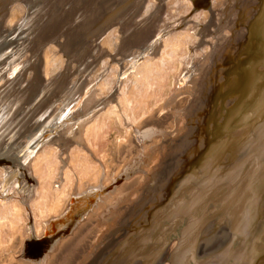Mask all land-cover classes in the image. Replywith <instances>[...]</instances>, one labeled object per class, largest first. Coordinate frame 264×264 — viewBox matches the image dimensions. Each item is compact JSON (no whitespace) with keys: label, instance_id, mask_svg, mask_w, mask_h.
<instances>
[{"label":"bare ground","instance_id":"bare-ground-1","mask_svg":"<svg viewBox=\"0 0 264 264\" xmlns=\"http://www.w3.org/2000/svg\"><path fill=\"white\" fill-rule=\"evenodd\" d=\"M1 1H3V0H0V2ZM125 1H130V0H125ZM125 1H124V3H125ZM157 1L150 3L149 7L148 8L145 7L144 10L141 12H143V14H147L148 12L150 14H157V16L160 17L161 16V15L159 16L160 9H158L159 6L156 5L158 3ZM159 1H161V0H159ZM226 1L224 2L223 5H221V7L217 11L215 17H212V14H215V13H212V14L210 13L208 15V17L203 20L204 24L202 26H195V27L193 26L192 27L194 34H196L197 38H199L198 40H202L205 35L211 33L212 31L215 32L220 27H222V28L227 27L228 28L230 26L229 22L232 20L231 15H230L231 10L229 11L230 6L232 4H235L237 6L239 0H235L234 3H232L231 0H226ZM208 2H209V0H194V2L192 1L193 5L195 7H200V6L205 7L208 4ZM176 3L177 2L175 1V3H173V5H175ZM170 5H172V3ZM1 7L2 6L0 5V8ZM20 7L22 8V10L24 9V6H22V5L13 7L15 9V11H11V14H12L11 18L12 19H16V18L19 19L21 17V15L18 13V11L21 10V9H19ZM48 8L49 7L47 5L46 6H40V8L38 9L37 12L31 13L28 16V18L30 19L29 20L30 23L33 22L34 19H36L32 23V25H34V29L30 31V33H31L30 34L31 35L30 40L34 41V44H33L34 48H32V50H31L32 59L30 62H31V66L34 67V69L37 68L40 54H41L42 50L44 49L41 46V44L43 43V45H47V43H49V44L51 43V44L58 45V43H56L53 39L58 34H64V32L67 31L68 29L70 30V27H69L70 22L66 19H68V16L70 15V13H72V10L65 17H63V16L61 17L59 14H60L61 10L65 9L63 4H61L59 6V8H56V9H54L53 7H50L49 9ZM22 10L19 12L23 13ZM103 11L104 10H102V7H99V8H97V10H94L93 14L87 17V23H89L90 26L96 25V22H100L103 19V18H100L101 17L100 15ZM130 11H131V9L128 8V13ZM137 12H138V17H139V9H137ZM174 14L175 15H173V14L170 15L169 18L170 19L175 18L177 13H174ZM193 14H195V13H193ZM8 15L9 14H6L3 17L2 22H1L2 24L5 21L7 22V19L5 17L6 16L8 17ZM239 16H240L239 17V20H240L241 19V12H240ZM163 17L165 18V14ZM236 17H238V15ZM0 18H2V15H0ZM214 18H216L215 21H214ZM239 20L237 21L238 24H239ZM134 22H130L131 24L127 23L123 26L120 24V26L117 29L118 32L119 31L123 32V34L125 32L127 33L124 36L125 45H126V41H127V43L133 41V44H130L133 47L130 46L131 48L129 49L127 54H125L126 55L125 56V58H126L125 63H123L122 66L120 67V68H125L128 70L133 69L136 65V62L139 61L137 63L139 65H140V63H142L141 60L144 57L141 55L144 52H150L151 55H158V51H160L159 47H161V41L163 40L167 31L170 29V25H165V24L160 25V24H158V22H159L158 20L156 21V23L154 21V24L152 25V27L145 30V32H147V33H146V35H144L145 37H143V38H147L150 36V33H151L152 36L146 41L149 43L147 45H143V44L140 45V43H142L143 38L137 33L139 31V28L138 29L136 28L137 23H134ZM83 25H84V23H83ZM115 27H117V26H115ZM130 30H134V31L132 32ZM152 30L154 31L153 33H152ZM187 30H189V29H187ZM239 30H240V28H239ZM109 31H111V30H109ZM69 33H72V32L69 31ZM238 33H239V31H236L235 27H232V30L230 29V31L227 33L228 35L226 34V36H229V38H230L229 40H232V39L234 40L236 38V36L238 35ZM218 35H220V33ZM116 38H118V37H116ZM212 38H213V40L211 39L212 41L210 42L211 45H210V51H208V55L214 54L217 47L220 46L219 45V37L217 35L213 34ZM222 39H225V38H222ZM114 40H116V39H114ZM51 41L54 43H52ZM70 41H72V40H70ZM81 41H82V39L79 41L80 46L72 45V47H69V49H71V51L72 50L74 51V49L76 47L81 48V45L87 44L86 39L84 42H81ZM119 41H120V39H119ZM116 42H117V40H116ZM116 42L110 41V39L108 37L105 39L103 38V41H101V43H100L101 51L99 50V53H96V54L93 53L91 56L84 57V58L78 57L76 60H73V61H75L74 66L76 67V69L73 71L79 72V71L84 70L86 72V74L88 72H91L92 81H95L94 82L95 84H99V83H97L100 81L98 79L99 73L98 72L96 73V71H97V69L100 70V67L96 68L97 63L91 64V62H92V60L99 58L102 54H104V55H105V53L109 54L111 51H114V49L116 47L118 48V46H116V45H118ZM67 45H69V43ZM67 45L64 47L65 49H63L61 52L66 57V59H64V58L61 59L59 57L55 58L53 56H51V58L48 59V57H47L46 63L44 64L45 65V69H44L45 70V78H43L42 81L40 82V84H38L39 87L37 86V89H39L40 87L42 88L44 85H47L48 82H50L51 79L54 78L59 73V75L56 76V80H55V81H57L56 87L58 86L57 89H59L57 91V93H62L63 90H64L65 94L67 92L71 93V96L67 97V95H66V98H67V100L72 101L71 102L72 104L70 106L65 107L66 112L64 113V116L62 115L64 118L62 116H60V118H62V120H64L65 124H67V122L70 121L69 127H63L62 126V131L60 133H58L55 137H53L56 139L54 141V143H58L59 146H61L60 147L61 149H64L65 146H68L73 141L78 140L77 139L79 136L78 131L81 130V127L84 126V124L86 125V123L88 122V119L90 117H92V115L94 113H98L97 110L101 108L100 106L104 105V103L108 99L114 100L113 97L115 96V94L112 93L111 95L105 97L107 93L105 94L103 92H101L98 97L93 96V93H90L89 92L90 90L87 89L91 85L89 84L90 85L89 87L86 85L92 81H89L88 83H86L84 85L82 84L83 86L80 87L78 82L80 81V79L82 77L81 78L80 77H74V75L71 76L72 72L70 73L71 78L69 79V77H68L69 69H67V64H68L67 54L70 53V51L66 50ZM221 45H223V44H221ZM251 47H252V44H250L249 48H251ZM0 48H1V44H0ZM125 48H127V47H125ZM128 48H129V45H128ZM165 48L162 51V53L160 52L161 56L164 54ZM57 49H59V47H57ZM88 49L89 48H87V50ZM90 49H91V47H90ZM49 50H50V46L45 48L46 55L48 54L47 56L50 55ZM82 50L83 49H81L80 51H82ZM123 52H125V51H123ZM74 54H77V53L74 51ZM74 54L72 56H74ZM217 54H218V52H217ZM170 55H171V53H170ZM118 57H117V59H118ZM115 58H116V56H115ZM101 59L103 61V58H101ZM63 61L66 62V64H65L66 66H64V67L62 65ZM119 61H120V59H119ZM121 63H122V61H121ZM209 63L211 64V62H209ZM94 65H95V68L92 71H90L92 69L91 66H94ZM124 65L126 67H124ZM104 69H105V67H104ZM145 72H146V70L144 71V73ZM116 75L117 74H115V76ZM104 76L105 75H103V77ZM128 76L129 75H127V77ZM100 77H101V75H100ZM109 77H110V75H109ZM127 77H126V79H127ZM11 78L15 79L14 76ZM116 78H114V79H116ZM198 80H199V83L197 84V88L194 90V92L193 91L192 92H193V94L198 92V94L200 96V94H202V92H203V87H201V86L199 87L200 83L203 84V79H202L201 74L198 76ZM86 81H88V80H85V82ZM122 82H123V80H122ZM113 83L115 84V82H113ZM129 83H131V82H129ZM95 84H93V86ZM86 86H87V88H86ZM122 86H124V85H122ZM133 87H135V86H133ZM100 88H102V87L100 86ZM93 89H94V87H93ZM96 89H98V88L96 87ZM4 91H6L4 88H0L1 99H3ZM118 92L120 93V91H118ZM193 94L190 96L191 99H190L189 103L185 102L186 104L182 103L178 106V108H179L178 110H180V112L183 113V111L188 109V107L190 106V104L192 102ZM120 95H122V94H120ZM124 99H123V101H124ZM140 99H142V97H140ZM17 101H16V103H17ZM263 103H264V98L263 99L260 98L258 100H255L253 102V104L251 105V111H249L248 114L252 118L250 117L247 120V122L245 123L244 127L241 128V130L244 134H243L241 142H240L241 143L240 144V150H241L240 157L236 160V162H233L231 165H225L224 164L223 161L225 159L224 160L221 159V157L219 155V153H221V152L218 153V150H217L221 144L220 135L223 131V128L227 127L228 124H230V123L218 124L219 128L215 129V131L213 132L215 134L214 140L210 141L208 139L206 141V145L210 144V146H211L215 143V146H213L211 149H209L210 148V146H209V148H207V150L205 152H203L204 154L203 153L200 154L191 163V165H189V167H187L186 169H185V167L181 168V166H179L178 168H180V169L176 168L174 171H172V173H170V171L167 170L168 165L171 162L170 160L173 159L174 164H176L178 161V155L182 153V152L179 153V151L176 152L175 150L177 147H179V146L181 147V145H183V143H184V142H182V139L184 138V135H185V129L182 127L183 125L182 126L180 125L181 127L178 126L179 128L176 125L173 127H172V125H170V127L168 128L169 129L168 133L163 134V135H161V137H159L158 143H157V145L154 146V148H152V150L150 151L151 153L146 154V157L141 156V157H139V159H137L131 163L132 167L136 166V168H142L146 172L142 176H138L136 179V181L141 182V186L139 187L140 191L139 190H138V192L136 191L137 193L135 194V196L133 198H130L131 201H129V202L130 203L132 202V204L129 206V208H126L123 210L122 221L125 218H126V220L129 221L130 217L135 216L136 212H139V214H140V212L142 211V213L139 215V221L141 219L144 222L145 218H147L145 223H148V224L147 225L140 224L136 229H134V235L124 244V246L122 248L117 250L115 253H113L111 255V257H109L106 264H143V263H145V264H149V263L150 264H159V262H160V264H264V231L261 230L260 232H258L260 225L264 224V220H263L264 219V217H263L264 216V207H263L264 201H263L262 206H261L263 208L259 212L258 217L255 215L254 206H253V203L255 200L254 199L255 193L260 191V190H261L262 194L264 192V173L262 175H260V172H259V165H260V167L264 166V165H262V164H264V110L262 112H260L261 114L254 117V115L256 114V111H258L260 109V107L263 106ZM133 104H134V101H133ZM180 106H181V108H180ZM19 108H21V107H17L14 105L12 107L10 106L9 110H5V106L2 108L0 105V134L5 135L4 138H2L0 136L1 137L0 140H2L3 143L8 144V143L14 142V141L18 140L20 137L24 136V137H28L27 139L31 143H34L36 141L37 142L44 141L40 136L41 130H39L40 125H44V123H45L44 120L43 121L35 120L29 127H26V124L29 123V121H31L33 116L35 117L37 112L34 115L35 112H34V107H33L30 111L28 109L24 110V112L22 113V116L18 115V117H15L14 114L18 112ZM100 110H98V111H100ZM246 111H248V108ZM108 112H110V111L108 110ZM113 112H116V111L114 110ZM108 115H109V113H108ZM93 117H94V115H93ZM234 117L235 116L233 115L231 118H229L230 120L227 122L233 123L232 120L236 119V117L235 118ZM120 118H121V116H120ZM22 119H24L25 121L22 122L21 121ZM116 121H117V119H116ZM187 121L188 120L186 119V122ZM20 122H21V125H20ZM152 122H153L152 127L159 128L161 125V122L159 121V119L154 120ZM49 123H51V121ZM66 128H68V129H66ZM107 128H108V126H107ZM104 134H107V133H104ZM100 137H101V135H100ZM100 137H98V138L100 139ZM212 141H213V144H211ZM224 142H225V146L227 147L228 140L226 141V139H224ZM3 143H2V146H3ZM235 146L237 147V145H235ZM236 150H238V147ZM33 151L23 155V157H22L24 159L23 162L26 161L27 159L29 160V158L31 156H33V153H34ZM61 153H62V151H61ZM252 153H255L256 156H251ZM155 154L157 156L156 161L154 163H151L152 156ZM38 155H40V154H38ZM64 155H66V154H64ZM99 155H101V154H99ZM36 157H38V156H36ZM226 157H227V155H226ZM251 157H254V158L251 159ZM45 158H47V157H45ZM61 158H63V157H61ZM180 161L181 160H179V162ZM40 162H41V160H40ZM29 163H31V162H29ZM36 163H38V162H36ZM42 163L44 165L45 162L42 161ZM55 163L57 164V162H55ZM55 163H54V165H56ZM60 164H59V166H60ZM157 166H158V168L156 170ZM32 167H34V166H32ZM129 167H131V165ZM145 167H146V169H145ZM177 169H178V171H177ZM182 169H184V170H182ZM66 170L67 169H65V171ZM63 171H64V169H63ZM156 172H157V174L154 175ZM5 173H7V172H5ZM5 173L3 174V180L1 181L2 183L0 184L1 191L2 190L8 191L9 189L18 186L20 189L24 190V193L27 192V189L29 186V185L27 186V184H26L27 180L23 184L20 180H18L16 182V183H18V185L17 184L12 185L10 183L7 184ZM38 174H39V172H38ZM43 174H44V172H43ZM7 175H8V173H7ZM13 175L17 176V179H18V177H20V174L18 172H16V173L14 172ZM0 176H2V174H0ZM43 176H45V175H43ZM46 178H48V177H46ZM87 178H90V177L88 176ZM242 178H246V179H248V181L242 189L244 194H245V197H244L243 202H242L244 205L242 207L243 210H242V214L240 215L239 220H237L235 222V223H237V226L229 225L226 233L219 234L218 238L209 242L212 244H209V243L205 244L204 243V244L198 245V242H199L198 241L196 244H197L199 249L196 248L197 246H193L195 241L197 240V237L201 233L204 234L207 229L211 228L212 224L208 223V221L213 220V222H215V220L218 218L217 216H215V212H212V211H211L210 216L204 215V208H205L204 203H205L207 196L208 197L211 195H215L214 197H217V195L219 196L220 193L223 192L222 186L226 187L225 188L226 191L229 189L235 188L237 183ZM55 180H57V179H55ZM83 180H85V179H83ZM136 181L135 182L133 181L132 183H129V184H125L122 187V191L125 192L127 190V188L132 187V185L135 184ZM149 181H151L150 182L151 184L153 182H155L154 183L155 185L153 184L154 185L153 190H151L152 186L150 188L148 186ZM63 182H65V181H63ZM169 182H171V183H169ZM167 184H169V187H166L163 189V187ZM213 184H215V185L209 191H208V189L206 191V188L211 187ZM218 184H220V186ZM91 185H93V184H91ZM40 186H42V185H40ZM81 186L79 187V189L81 188ZM37 188H36V190H37ZM162 190H164V191H162ZM97 192L98 191L88 192L86 194V196H83L82 199H80L76 202L72 200L73 203H72L71 207L69 208L70 210L68 209L69 213L67 214V216L58 222L51 223V225H50V232L51 233L44 235V237L41 240L36 241L35 238L33 237L34 235L31 234V237L29 238V242L25 244L24 250H22L23 251L22 255L24 257L28 258L30 261H34L35 257L42 252L43 248H45L46 246L47 247L51 246L54 243V241H55L54 238L61 232V231L58 232L57 226L60 225L61 223H64V225L68 228L71 225V223L75 221L77 215L80 214L81 211L84 210L85 207L87 205H89V203L94 199ZM189 192H192L190 196H189ZM225 192H224V195L222 196L223 197L222 199L219 197L218 198L220 201H223L226 199L232 201V205L229 208L230 211H228L229 213H232V216L230 217L231 222H232L233 219H235V217H236L234 215L235 211H236L235 210L236 205L234 206V204H235V202L238 203V200L236 197V201H235V198L232 195L226 194ZM29 193H31V192H29ZM150 194H153V197L151 198V200L148 203H146L147 202L146 199H148L150 197ZM65 196H66V194H65ZM107 196H109V195H107ZM10 197H12V196H10ZM10 197H8V198H10ZM15 197H16V194H15ZM1 198H2V195H1ZM109 198H110V196H109ZM118 198H119V196H118ZM126 198H128V196ZM45 200H47V199H45ZM263 200H264V195H263ZM10 201H13V199ZM103 201L106 202L108 200H106V201L103 200ZM157 203L158 204L162 203V204L159 205L160 206L159 207ZM111 205H113V204H111ZM10 206L12 207L13 205H10ZM33 207H35V206H33ZM49 207H51L50 204H49ZM66 207H67V205H66ZM36 208H38V207H36ZM46 209L47 208H45V211H46ZM152 209H153V211H152ZM105 211H107V210H105ZM150 211H152L151 214H149ZM96 214H97V212H96ZM96 214H94V215H96ZM101 214H103L102 211L99 215H101ZM42 216L44 217V215H42ZM213 216H215V217L213 218ZM36 217H38V216H36ZM14 218H15V216H14ZM18 218H20V217H18ZM87 219H88V216H87ZM15 220H13V221H15ZM17 220H16V222H18L20 219L18 221ZM3 221L4 220H2V223H3ZM9 223H11V222H9ZM12 225H13V223H12ZM89 228H92V227L89 226ZM1 229H2V227H1ZM13 229H15V228H13ZM75 231H77V230H75ZM28 232H30V231H28ZM90 232H92V231H90ZM15 233H17V232H15ZM72 233H74V232H72ZM174 233L177 234L176 238L172 241V244L169 247V249L167 250V252L166 253L164 252V254H166V255L162 256L164 258L160 257L159 255H160L161 250L159 251L158 249L161 248L163 243L166 242V240H168L169 236L171 234H174ZM76 234H78V233L75 232L74 235H76ZM240 235L242 236V238H245V240H244L245 244L244 245L238 244L239 242L237 239ZM11 236H13V235H11ZM2 238H4V237H2ZM78 238H79V236H78ZM67 240H68V238H67ZM80 240H82V239H80ZM82 242H84V241H82ZM3 243H5V242H3ZM75 254H76V252L73 253V256H75ZM143 254L146 255V257H145L146 259L141 260V263H139V256H141L143 258ZM50 255H52V254H50ZM55 256H57V254ZM12 258H13V256H12ZM57 258H58V256H57ZM10 262H12V261H10ZM64 264H70L69 260L67 259ZM72 264H74V261Z\"/></svg>","mask_w":264,"mask_h":264},{"label":"rangeland","instance_id":"rangeland-1","mask_svg":"<svg viewBox=\"0 0 264 264\" xmlns=\"http://www.w3.org/2000/svg\"><path fill=\"white\" fill-rule=\"evenodd\" d=\"M156 1L157 0H146L145 4H150ZM175 1L177 2L175 4L176 6L173 5ZM225 1L226 0H209V7H195L191 0H162V3H165L166 6L164 5L165 7L162 11V14L158 18V24L170 25V29L167 31L166 35L161 41V47H159L160 51H158V55H151L150 52H144L141 55L144 57L141 60L142 63H140L139 65L137 64L139 61L136 62L135 67L129 70L120 67L123 63H125V54H127L129 49L133 46L129 45L127 41L125 45L124 36L127 33H122L124 36H121V33L117 31L118 27H114L109 33L106 34V36L112 42H116L117 40L116 43L118 45L116 46H118V48L116 47L114 51H111L109 54H102L99 58L92 60L91 62V64L97 63L96 68L100 67V70L97 69L96 71V73H99L98 79L100 81L97 82L99 84H95V81H92L91 72H88L86 74L84 70L79 72L73 71L76 69V67L74 66L75 61L73 60L76 59L74 56H72V53L67 54V69H69V79L72 75H74V77H82L79 81L80 87L88 83L89 81H92L86 84L88 87L91 85L89 88H87L86 86V88L90 90V93H93V96L98 97L99 94L103 92L105 94L107 93L105 96L107 97L114 93V100L108 99L104 103V105L100 106L101 108H99L101 110L98 109L100 111L97 110L98 113H94V117L92 115L93 118L90 117L86 125L84 124V126L81 127V130L78 133V140H75L68 146H65L64 149H61V146H59V144L57 143H54L53 141L42 142L33 148V156H31L32 158L30 157L27 161L25 170L19 169L17 171L15 169H12L7 171L0 166V174H2V176H0V184L3 180V174L7 172L8 175L7 173H5L7 184L10 183L12 185H18V183H16L18 180H20L22 184L27 180L26 184L27 186L29 185L27 192L25 193L24 190L20 189L18 186L11 188L12 190L9 189L8 191H1L0 189V210L2 209L0 211V231L2 232H0V264H64L67 259L69 260L70 264H72L73 261L74 264H85L87 263L86 261H89L91 257H93L94 252L96 251V249H98L97 247H99L100 243L105 242V235L115 225V222L119 218L118 216L122 214L124 207H128V204H130V198H133L138 190L140 191L139 187L141 186V182L136 181V179L138 176H142L146 171L142 168H136V166L132 167L131 163L139 159V157H146V154L151 153L150 151L152 150V148H154L155 145H157L159 137H161V135L163 134L168 133V128L170 127V125H172V127L175 125L177 127H181L183 125L182 127L185 129V131H187L189 125L187 124L186 119L191 115V111L196 105L195 99L197 97V93L193 94V92L197 88V84L199 83L198 76L203 73L204 69H207L210 66L209 62L211 61L210 58L212 57L210 56L211 54L208 55V51H210V42L213 40L212 35L215 34L220 38H226V34L230 31V29H228L227 27H220L215 32L212 31L211 33L205 35L202 40H198L199 38H197V35L194 34L192 27L202 26L204 24L203 20L207 18L211 13L209 10L210 8L212 9V12L215 13H211L212 17H215L217 11ZM231 2H234V0H231ZM133 3H139V0H134ZM171 3L172 5H170ZM127 6L128 3L120 6V13H117L120 15L119 18L127 13ZM174 13H177L176 17L170 19L169 16L172 14L175 15ZM236 13L237 11L231 14L232 19L236 18ZM164 14L165 18L163 17ZM215 19L216 18H214V21ZM186 28L189 30H187ZM237 31H244V28L238 27ZM219 33L220 35H218ZM224 41L225 39H221V42H219V45L221 47L224 46ZM89 43H94L95 45H97L96 41L93 39L90 40ZM148 43L149 42H146L145 45H147ZM221 43L223 45H221ZM47 45L54 49V52L50 53L49 56H47L48 54L46 55L45 51V48L48 47ZM47 45L43 46L44 49L40 54L39 69L41 71L42 77H45L44 64L46 63L47 57L48 59H50L51 56L55 58L59 57L61 59H66L63 53H61L62 51L60 49H57L56 45H53L51 43H47ZM83 46L85 47L83 54H85L90 50V46H88V43ZM87 48L89 49L87 50ZM164 48L165 52L161 56L160 52L162 53ZM123 51H125L126 53ZM26 55H29V53H22L21 56ZM21 56L19 57V59L21 58ZM101 58H103V61ZM18 61H16L15 63H18ZM193 62H197L198 66L192 69L191 65H194L192 64ZM65 64L66 62L63 61V67L66 66ZM125 65L124 67L127 66ZM91 67L92 69L90 71L95 68V65ZM145 70L146 72L144 73ZM71 72L72 74L70 76ZM115 74L117 75L115 76ZM26 75L28 76V78L31 77V69H28ZM103 75L105 76L103 77ZM109 75L111 78L109 77ZM127 75H129V78L127 77ZM121 79L123 80V82ZM85 80L88 81L85 82ZM124 80L127 81L125 82ZM111 82H115V84H112ZM93 84L95 85L93 86ZM100 86L102 88H100ZM96 87L98 89H96ZM118 91H120V93ZM192 94L193 99L190 106L188 107V109L183 111V113L180 112V110H178V106L185 102L189 103L191 99L190 96ZM139 96L142 97V99H140ZM108 110L110 112H108ZM112 110H115L116 112H113ZM157 119H159V121L161 122L160 127H152V121ZM107 126L109 129L107 128ZM98 137H100V139ZM63 153L66 155H64ZM156 157V154L152 156L151 163H154L156 161ZM42 161L46 164L44 163L43 165ZM55 162H57V164ZM54 163L56 165H54ZM130 165L131 167H129ZM65 169L67 170L65 171ZM11 171L13 173L18 172L20 174V177H18L17 179V176H14ZM88 176L90 178H87ZM82 178L85 180H83ZM55 179H57L58 181ZM133 181H136V183L133 184L132 187H128L125 192L122 191V187L125 184L132 183ZM80 186L81 188L79 189ZM95 191L98 192L95 195L94 199L89 203V205L85 207L84 210L81 211L80 214L77 215L73 224H71L68 228L64 225V223H61L57 226L58 232H61L55 237L54 243L49 248L38 254L35 257L34 261H30L28 258L22 255V250H24L25 244L29 242L31 234L34 235L33 237L36 240H41L44 235L51 233V223L58 222L62 218H65L67 216V214L69 213L68 209L73 203L72 200L83 197L88 192ZM107 195H109L110 198ZM10 196H12L13 198ZM127 196L128 198H126ZM44 198L47 200H45ZM12 199L13 201H10ZM103 200L108 201H106V203ZM49 204L51 207H49ZM10 205L13 206L11 207ZM45 208H47L46 211ZM101 211L103 214L99 215ZM93 213L96 215H94ZM42 215H44L45 218ZM87 216L89 220L87 219ZM15 219L20 220H17L18 222H16ZM2 220H4L3 223ZM8 221L11 223H9ZM89 226L92 228H89ZM75 232L78 234L74 235ZM66 237L68 238V240ZM3 242H5L6 244ZM171 244L172 242L169 243L167 249L165 250L166 252ZM74 252H76L75 256H73ZM56 254L58 258L57 256H55ZM12 256L14 259L12 258ZM10 261L14 262L12 263Z\"/></svg>","mask_w":264,"mask_h":264},{"label":"water","instance_id":"water-1","mask_svg":"<svg viewBox=\"0 0 264 264\" xmlns=\"http://www.w3.org/2000/svg\"><path fill=\"white\" fill-rule=\"evenodd\" d=\"M124 1L3 0L0 2V5L2 6L0 8V15H2V18H0V88H4L6 90L4 91L3 99H1L0 96V105L2 108L5 106V110H9L10 106L12 107L14 105L17 107H21L19 108L18 112L14 114L15 117H18V115L22 116L24 110L28 109L30 111L34 107L35 113H33L35 115L37 112V114L35 115V117H32L29 123L26 124V127H29L35 120H44V125H40L39 127V130H41L40 136L44 140L42 142H54L56 139L53 137H55L62 131V126L69 127L70 121L65 124L64 120H62L60 116H64V113L66 112L65 107L70 106L72 104V101L67 100L66 98V95L67 97L71 96L70 92H67V94H65L63 90V94L57 93L59 89H57L58 86L56 87L57 81L55 80L56 76H58L59 73L54 78H52L47 85H44L42 88L40 87L39 89H37V86L39 87L38 84H40L42 79L45 77L41 76L39 62L36 69L31 66V50L32 48H34V41L30 40V31L34 29V25H32V23L36 19H34L33 22L30 23V19L28 18V16L31 13L37 12L40 6L46 5L49 8L53 7L54 9H56L59 8L61 4H63L65 9L61 10L59 14L61 17H65L72 10V13H70L68 19H66L70 22V30L68 29L64 32V34H58L53 40L58 43V45L56 46L59 47L61 51L65 49L64 47L69 43L66 50L70 51L72 55L75 51L77 53L74 54L75 59H77L78 57L84 58L91 56L93 53H99V50L101 51L100 43L101 41H103V38H107L106 34L109 33V30H112L113 27H119L120 24L122 26L127 23L131 24L130 22L135 21L134 23H137L136 28H139V31L137 33L143 38L147 33L145 32V30L151 28L154 24V21L156 23V21L158 20L157 18L159 17L157 16V14H150L149 12L147 14H143V12H141L145 7H149V4H145L146 0H139V3L137 4L133 3L134 0H130L128 2L125 1V3ZM191 1L194 2V0ZM126 3H128L127 13L119 18L120 15L117 13H120V6L125 5ZM20 5L24 6L23 10L21 7L19 8L23 11V13L19 12L21 10L18 11L21 17L19 19H12L11 11H15L13 7ZM156 5L159 6L158 9H160V16L166 5L165 3H162V0H158V3ZM99 7H102V10L105 11H103L100 15V18L103 19L100 22H96V25L90 26L89 23H87V17L92 15L94 10H97V8ZM205 7H209V4H207ZM128 8H131V11L129 13ZM137 9H139V17ZM209 10L211 13H213L211 8ZM230 10V15L233 12L237 11L236 16L238 15V17L235 18L236 20L231 18L232 20L229 22L230 26L228 28L232 30V27H235V30L237 31L238 27H243L244 31H239L234 40H229L230 38L227 36L224 41L225 43L223 42L224 46L221 48H219L220 46H218L214 54L210 55L212 57L210 61L211 64L209 68L204 69L203 73H201L203 84L200 83L199 87H203V92L202 94H200V96L197 92V97L195 99L196 105L193 107L191 115L187 118V124L189 125V127L187 131H185L184 138L182 139V142L184 143L183 145H181V147L179 146L175 150L176 152L179 151V153H182H178V161L176 164H174L173 159L170 160L171 162L169 161L170 164L168 165L167 170L170 171V173H172V171H174L179 166H181V168L185 167L186 169L200 154H202L207 150V148H209L210 144L206 145V141L208 139L210 141L214 140L215 134L213 132L215 131V129L219 128L218 124L230 123L227 127L223 128V131L220 135L221 144L219 148L217 147L218 153L221 152L219 153V155L221 159H225L223 161L225 165H231L233 162H236V160L240 157V142L244 134L241 128L244 127L247 120L251 117L248 114V112L251 111V105L255 100L264 98V0H239L237 6L235 4H232L230 6L229 11ZM240 12L241 19L239 20ZM6 14H9L8 17H5L7 19V22L5 21L2 24V19ZM238 20L239 24L237 22ZM69 31L72 33H69ZM130 31L133 32L134 30ZM153 32L154 31L152 30V33ZM120 33L121 36H124L122 34L123 32ZM151 36L152 34L150 33L149 37L143 38L140 45H145L146 41ZM81 39V42H84L86 39L88 46L91 47L93 45L92 48L85 54H83L85 48L83 45H81V48L76 47L74 51H71L69 47H72V45L80 46L79 41ZM92 39L96 41L97 45H95L94 43H89V41ZM221 39L222 38L219 37V42H221ZM131 42H128L129 45L133 44V41ZM250 44H252L251 48H249ZM41 46H44L43 43L41 44ZM79 49L83 50L80 51ZM53 50L54 49L50 47V53H53ZM25 52L29 53V55L21 56L22 53ZM20 56L21 58L19 59ZM16 61H18V63H15ZM192 64L194 65H191V68H195L196 66H198L197 62H193ZM28 69H31L30 78H28V76L26 75ZM13 76L15 77V79L11 78ZM247 108L248 111H246ZM263 110L264 103L263 106L260 107L258 111H256L254 117L261 114L260 112H262ZM233 115L236 117L235 120H232L233 123L227 122ZM21 121L23 122L25 120L22 119ZM50 121L51 123H49ZM0 136L4 138L5 135L0 134ZM27 138L28 137L23 136L18 140L10 142L8 144L3 143L2 140H0L1 167L6 169L7 171L12 169H15L17 171L19 169L25 170L28 159L23 162V155L32 152L34 150L33 148L36 145L42 143L37 141L31 143ZM224 139H226V141L228 140L227 147L225 146ZM211 144H213V141ZM235 145H237L238 150H236L237 147ZM213 146H215V143L211 145L209 149H211ZM251 156H256V154L252 153ZM252 158L254 157H251V159ZM179 160L181 161L179 162ZM259 172L260 175L264 173V166L260 167L259 165ZM156 174L157 172L154 175ZM247 181L248 179L242 178L237 183L235 188L226 191V187L222 186L223 192H221L219 196H207L204 203V215L210 216L212 211L215 212V216H217L218 218L215 220V222H213V220L208 221V223L212 224L211 228L207 229L204 234L201 233L197 237V240L195 241L193 246H197L196 243L198 241V245L204 243L207 244L210 241L218 238L219 234L226 233L229 225L237 226V223L235 222L239 220L243 210L242 207L244 205L242 202L245 194L242 189L246 185ZM150 182L151 181H149L148 186L149 188L152 186L151 190H153L155 182H153L152 184ZM214 185L215 184H213L211 187L206 188V191L207 189L209 191ZM218 185L220 186V184ZM166 187H169V184L165 185L163 189ZM192 192H189V196ZM224 192L226 194L232 195L235 198V201L236 197L238 200V203L235 202L234 204V206L236 205V211L234 214L236 217L232 222L230 219L232 213L228 212L230 211L229 208L232 205V201L227 199L223 201L219 200V198H223L222 196L224 195ZM263 195L264 192L262 194L261 190L255 193L253 206L255 215L257 217L259 216V212L264 207H261L264 201ZM152 197L153 194H150V197L146 199V203H148ZM82 198L83 197H80L73 201L76 202ZM131 204L132 202L128 205V207H124V209L129 208ZM161 204H158V206ZM152 211H150L149 214H151ZM141 213L142 211L140 212V214ZM140 214L139 212H136L135 216L130 217L129 221L125 218L123 220L124 222L122 221L123 215H119V218L115 222V225L105 235V242L100 243L99 247H97L98 249H96V251L94 252L93 257H91V259L85 264H106L109 257H111V255L117 250L122 248L124 244L134 235V229H136L140 224H148L145 223L147 219L145 217L147 215L144 217V222L141 219L139 221ZM215 216H213V218ZM74 222H72L71 224H73ZM261 230L264 231V224L260 225L258 232H260ZM176 236V233L171 234L168 240H166L161 248L158 249L159 251L161 250L159 255L160 257L164 255V252H166L165 250L167 249L169 243L172 242L176 238ZM237 240L239 242L238 244H245V238H242L241 235ZM49 247L50 246H46L45 248H43L42 252ZM196 248H198V246ZM145 257V254H143V258L139 256V263H141V260L146 259Z\"/></svg>","mask_w":264,"mask_h":264}]
</instances>
